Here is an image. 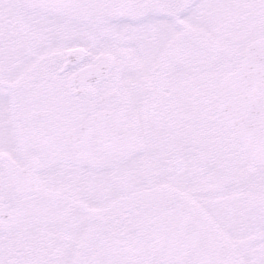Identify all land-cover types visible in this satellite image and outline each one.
I'll return each mask as SVG.
<instances>
[{
    "label": "snow or ice",
    "instance_id": "obj_1",
    "mask_svg": "<svg viewBox=\"0 0 264 264\" xmlns=\"http://www.w3.org/2000/svg\"><path fill=\"white\" fill-rule=\"evenodd\" d=\"M0 264H264V0H0Z\"/></svg>",
    "mask_w": 264,
    "mask_h": 264
}]
</instances>
